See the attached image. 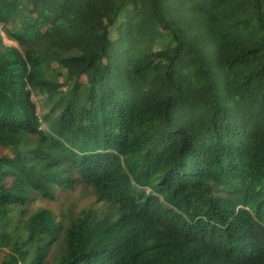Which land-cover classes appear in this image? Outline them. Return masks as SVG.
Returning <instances> with one entry per match:
<instances>
[{"label": "trees", "instance_id": "16d2710c", "mask_svg": "<svg viewBox=\"0 0 264 264\" xmlns=\"http://www.w3.org/2000/svg\"><path fill=\"white\" fill-rule=\"evenodd\" d=\"M7 25L1 264H264V0H0ZM79 182L99 210L23 220Z\"/></svg>", "mask_w": 264, "mask_h": 264}, {"label": "rangeland", "instance_id": "374dc122", "mask_svg": "<svg viewBox=\"0 0 264 264\" xmlns=\"http://www.w3.org/2000/svg\"><path fill=\"white\" fill-rule=\"evenodd\" d=\"M4 28L9 29L10 25L0 26L3 42L6 45L18 47L21 51H23L22 47H19L15 41L7 36ZM53 66V68L57 69L59 72V75L57 76L58 80L62 82L65 75L64 70H62L60 67H57L56 64H53ZM31 99L36 106V113L39 117H42L49 112L50 106L45 103V97L43 95L33 91L31 93ZM5 152L6 150L2 151V153ZM55 197V200L49 201L42 199L37 194H32L31 201L28 202L27 210L23 214V220L30 217V215L40 208L51 210L56 217V221L59 222L63 220L62 215H67L69 213L71 216L75 217L83 211L90 209L97 211L102 207L101 204L95 203V190L83 182L75 184L72 190L57 189L55 192ZM65 222L67 221L65 220ZM60 249L61 242L59 241L57 244L53 245L50 253L48 254V263L54 256L60 253ZM2 251H7V248H3ZM3 257V255H0V264L3 260Z\"/></svg>", "mask_w": 264, "mask_h": 264}]
</instances>
